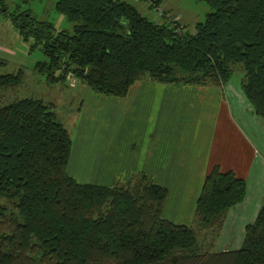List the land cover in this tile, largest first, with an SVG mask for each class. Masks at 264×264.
I'll use <instances>...</instances> for the list:
<instances>
[{"label": "trees", "instance_id": "obj_1", "mask_svg": "<svg viewBox=\"0 0 264 264\" xmlns=\"http://www.w3.org/2000/svg\"><path fill=\"white\" fill-rule=\"evenodd\" d=\"M203 1L212 11L193 33L122 0H55L71 30L30 9L9 11L5 0L0 15L42 50L46 59L33 70L49 84L72 73L95 92L122 97L145 75L222 86L240 64L241 89L264 120V0ZM22 79L21 69L0 74V90ZM70 152V132L53 104L35 97L0 103V199L11 205L0 202V264H264V203L238 249H201L199 233L214 239L244 198L245 180L232 171L213 166L185 225L162 216L168 190L145 172L111 185L79 182L67 172Z\"/></svg>", "mask_w": 264, "mask_h": 264}, {"label": "crops", "instance_id": "obj_2", "mask_svg": "<svg viewBox=\"0 0 264 264\" xmlns=\"http://www.w3.org/2000/svg\"><path fill=\"white\" fill-rule=\"evenodd\" d=\"M122 1L153 21L165 20L148 0ZM162 2L157 3L184 26L188 18L183 19L172 3ZM126 95L125 114L117 109L118 96L103 98L101 107H87L84 118L85 103H79L69 131L68 174H92L90 183L111 185L145 172L168 190L162 216L190 225L206 175L215 165L232 171L245 180V195L228 209L210 246L216 252L238 249L245 226L264 203V120L245 97L241 82L229 79L211 86L137 80Z\"/></svg>", "mask_w": 264, "mask_h": 264}, {"label": "rangeland", "instance_id": "obj_3", "mask_svg": "<svg viewBox=\"0 0 264 264\" xmlns=\"http://www.w3.org/2000/svg\"><path fill=\"white\" fill-rule=\"evenodd\" d=\"M163 1L162 4H165L168 1L180 10L181 14L179 15H181L183 19L188 18L183 26V31H189L191 33L195 32L196 22L203 21L206 14L212 11V8L203 0ZM5 2L9 11H14L15 9H30L33 16L39 20H48L52 22L56 29H72L73 23L69 21L65 15L58 13L54 9L55 0H29L26 3L19 2V0H5ZM149 6L151 7L150 4ZM159 16L167 20L164 16ZM174 18L176 17L174 16ZM154 20L157 23L160 22V19L158 18H155ZM175 21H177V18ZM32 43V39L25 41L21 38L8 17L0 15V60L2 61L0 63V74L16 72L19 69L23 71V79L20 85L0 90V103L5 104L24 97L42 99L45 103L53 104V110L56 112L58 119L61 120L65 127L71 132L73 130V124H75L74 121L79 112V103L81 101L85 103L84 109H82L84 118L89 114L87 113L84 115L87 107H92L91 109L101 107V100L108 95L93 91L84 82V84L79 82L80 79L78 78L76 82L67 77L66 81L63 83H47L44 75L38 74L33 70L35 63L46 59V56L39 47L31 49L30 45ZM243 74L244 70L241 65L236 64L230 80L234 83H240ZM71 77L74 80L76 78L74 75ZM146 79H148V75L141 78V80ZM126 96L127 95L119 97L120 101L117 104V109L121 110L120 113L124 112V114L127 113L126 111L129 107L125 103L126 101L124 102ZM71 175H73L77 181L81 182H89L92 177V174ZM115 181L118 183L125 182L124 179ZM0 202H5V204L11 206L4 199H0ZM203 233L204 231L199 233L201 249H211L210 241L212 239L209 235L205 236Z\"/></svg>", "mask_w": 264, "mask_h": 264}, {"label": "built area", "instance_id": "obj_4", "mask_svg": "<svg viewBox=\"0 0 264 264\" xmlns=\"http://www.w3.org/2000/svg\"><path fill=\"white\" fill-rule=\"evenodd\" d=\"M148 3L151 5V7L153 8V10L157 12V14L164 16L170 22H175L176 18H174V16H172L170 13L165 12L160 6L156 5L152 1H148ZM72 75H73L72 73H71V75L69 73L68 74V78L71 79L72 78L71 77Z\"/></svg>", "mask_w": 264, "mask_h": 264}]
</instances>
